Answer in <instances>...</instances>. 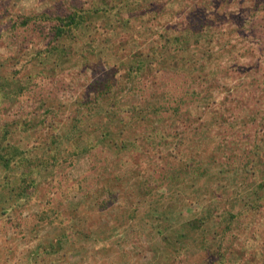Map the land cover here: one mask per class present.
<instances>
[{
  "label": "rangeland",
  "instance_id": "obj_1",
  "mask_svg": "<svg viewBox=\"0 0 264 264\" xmlns=\"http://www.w3.org/2000/svg\"><path fill=\"white\" fill-rule=\"evenodd\" d=\"M0 154V264H264V0H0Z\"/></svg>",
  "mask_w": 264,
  "mask_h": 264
},
{
  "label": "trees",
  "instance_id": "obj_2",
  "mask_svg": "<svg viewBox=\"0 0 264 264\" xmlns=\"http://www.w3.org/2000/svg\"><path fill=\"white\" fill-rule=\"evenodd\" d=\"M69 17V22H70V24H73L74 23V20H75V18H76V16H75V13L73 14V15H69L68 16ZM62 21V20H61ZM69 24V23H68ZM61 25H59V27H58V31H61V27H60ZM164 106V103H162V104H160L159 106L161 107V106ZM168 105V104H167ZM158 106V107H159ZM166 106V105H165ZM164 106V107H165ZM169 106V105H168ZM175 108L176 107H172L171 106V108H165V109H163V110H170V112L172 113V115H173V113H175L176 112V110H175ZM158 116L159 117H161V115L160 114H158ZM14 151H13V153L11 154L12 156L13 155H16L17 153H22V151L18 148V147H15L14 146ZM1 155V154H0ZM11 155H9V157L7 156V157H5L6 158V162H7V165L9 164V162H10V158H11ZM2 156V155H1ZM37 171H38V169H36ZM35 181H37V179L36 178H32L31 179V181L30 182H32V184H33V182H35ZM38 182V181H37ZM36 182V183H37ZM29 184V181H28V178H22L21 179V183H19V185H20V191H18L17 192V194H15L14 196H17V198H23V197H27V193L29 194L30 193V190H31V185H26V184ZM200 222H198V223H196V220L195 221H187L186 222V225H188V227H190V228H194V229H197L196 227H199L201 224H199ZM199 229H200V227H199ZM179 235V237H180V240H182V237L183 236H185V233L184 232H179V233H177V236ZM164 238V237H163Z\"/></svg>",
  "mask_w": 264,
  "mask_h": 264
}]
</instances>
